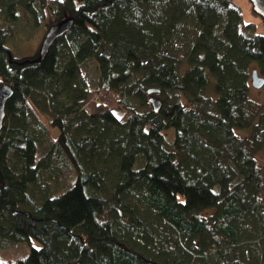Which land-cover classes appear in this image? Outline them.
Returning <instances> with one entry per match:
<instances>
[{"label":"trees","instance_id":"obj_1","mask_svg":"<svg viewBox=\"0 0 264 264\" xmlns=\"http://www.w3.org/2000/svg\"><path fill=\"white\" fill-rule=\"evenodd\" d=\"M255 26L234 0H0V248L30 247L0 264H264Z\"/></svg>","mask_w":264,"mask_h":264},{"label":"rangeland","instance_id":"obj_2","mask_svg":"<svg viewBox=\"0 0 264 264\" xmlns=\"http://www.w3.org/2000/svg\"><path fill=\"white\" fill-rule=\"evenodd\" d=\"M234 3L241 6L244 18L248 22H254L256 24L255 29L258 33L264 34V19L260 15L254 14L251 10V4L249 0H234ZM21 31L25 29V33L22 34L25 38H31L33 34L36 32L35 28L29 24H23V27H19ZM45 33L43 34L44 37ZM24 38V39H25ZM22 41V39H18ZM43 40V38H42ZM82 71L85 79L87 80L90 86H97L100 71L98 68L97 63L89 59L85 61L82 66ZM251 82V79H250ZM250 95L251 98L260 104H264V85L260 88L251 86L250 88ZM160 97V96H158ZM162 99V97H160ZM183 100V98H181ZM138 111H143L147 109V107L139 108L137 106ZM119 113H122L123 109L120 107L117 109ZM54 133L57 134V130L54 129ZM260 159L262 164L264 165V150L260 154ZM263 183H264V171H263ZM34 246H39L36 241H33ZM30 252V247L24 243H19L15 246L8 247V248H0V260L1 261H11L16 262L19 258L25 257Z\"/></svg>","mask_w":264,"mask_h":264},{"label":"water","instance_id":"obj_3","mask_svg":"<svg viewBox=\"0 0 264 264\" xmlns=\"http://www.w3.org/2000/svg\"><path fill=\"white\" fill-rule=\"evenodd\" d=\"M253 6V10L263 17L264 19V0H250ZM73 25V19L71 17L63 18L57 23L50 26L43 37L41 48H40V59H42L47 53L49 47L54 42V40L71 29ZM252 85L255 87H262L264 85V76L261 75L258 69H254L251 74ZM160 89L158 87H153L148 90L149 93H157ZM13 93V88L10 84L4 82L0 85V132L3 127L4 119L6 116V103ZM155 110H158L162 105V100L158 97H151Z\"/></svg>","mask_w":264,"mask_h":264}]
</instances>
